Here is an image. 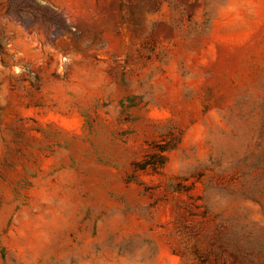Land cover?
<instances>
[{
  "label": "rangeland",
  "instance_id": "rangeland-1",
  "mask_svg": "<svg viewBox=\"0 0 264 264\" xmlns=\"http://www.w3.org/2000/svg\"><path fill=\"white\" fill-rule=\"evenodd\" d=\"M0 264H264V0H0Z\"/></svg>",
  "mask_w": 264,
  "mask_h": 264
}]
</instances>
